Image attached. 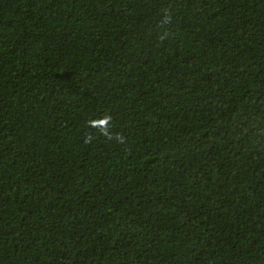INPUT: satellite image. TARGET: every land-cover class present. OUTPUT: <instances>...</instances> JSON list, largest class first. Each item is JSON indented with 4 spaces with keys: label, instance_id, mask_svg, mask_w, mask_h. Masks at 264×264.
Wrapping results in <instances>:
<instances>
[{
    "label": "trees",
    "instance_id": "16d2710c",
    "mask_svg": "<svg viewBox=\"0 0 264 264\" xmlns=\"http://www.w3.org/2000/svg\"><path fill=\"white\" fill-rule=\"evenodd\" d=\"M0 264H264V0H0Z\"/></svg>",
    "mask_w": 264,
    "mask_h": 264
}]
</instances>
